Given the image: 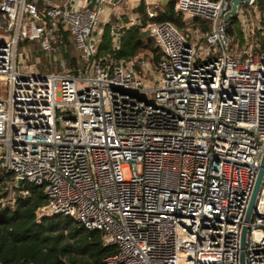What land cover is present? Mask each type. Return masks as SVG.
Wrapping results in <instances>:
<instances>
[{"label":"built area","instance_id":"2783aa9c","mask_svg":"<svg viewBox=\"0 0 264 264\" xmlns=\"http://www.w3.org/2000/svg\"><path fill=\"white\" fill-rule=\"evenodd\" d=\"M93 1L0 0V176L14 175L4 205L29 194L20 178L43 188L38 218L101 233L118 249L107 264H264V175L246 221L264 157V49L231 51L238 24L264 32V0H243L227 22L232 0H173L193 35L157 9L111 25L116 49L136 27L159 60L97 59L107 23ZM59 23L84 72L18 71L22 42L56 53Z\"/></svg>","mask_w":264,"mask_h":264},{"label":"trees","instance_id":"16d2710c","mask_svg":"<svg viewBox=\"0 0 264 264\" xmlns=\"http://www.w3.org/2000/svg\"><path fill=\"white\" fill-rule=\"evenodd\" d=\"M164 9L158 20L174 22L181 31L187 32L188 26L174 12V3L165 5ZM137 12L145 17L147 6L142 2ZM201 25L209 30L208 25ZM110 28V24L104 26L97 59L140 60L149 52L155 60L161 58V50L136 27L120 29L119 48L116 49ZM30 45L33 43L29 41L20 43L21 48ZM54 45L57 48L54 54L39 52L47 55L40 72H51L55 66L60 70L62 63L71 75L84 72L86 64L81 51L63 23H59L55 32ZM13 182L12 173L1 174L0 264H107L106 258L118 252L117 247L104 244L101 233L91 232L73 219L62 216L39 219L38 210L48 204L43 188L25 183L17 190L25 189L29 194L18 195L13 203L4 205L9 198L8 187Z\"/></svg>","mask_w":264,"mask_h":264},{"label":"rangeland","instance_id":"374dc122","mask_svg":"<svg viewBox=\"0 0 264 264\" xmlns=\"http://www.w3.org/2000/svg\"><path fill=\"white\" fill-rule=\"evenodd\" d=\"M204 25L209 26V30L214 27L211 22H204ZM103 26V24H101ZM207 27V26H206ZM255 33V34H252ZM187 34V32H184ZM235 37L231 39L233 41L232 52L236 53L239 57L244 56V54H251L253 52H261L264 49V32L260 30H252L251 28L247 30V27L237 25L235 30ZM147 39V38H146ZM148 40V39H147ZM29 47L24 46L19 48V54L17 56V66L20 72H32L39 70L43 67V62L46 60L47 55L41 53H30ZM144 58L154 59L152 53L145 54ZM59 68L56 66L53 68V72H57ZM152 78V77H151ZM150 87L156 86V83L149 85Z\"/></svg>","mask_w":264,"mask_h":264},{"label":"crops","instance_id":"0c3cea01","mask_svg":"<svg viewBox=\"0 0 264 264\" xmlns=\"http://www.w3.org/2000/svg\"><path fill=\"white\" fill-rule=\"evenodd\" d=\"M142 2L147 6V10L157 9L158 13H160L164 12L165 5L173 2V0H94L91 6L101 10L103 22L110 25L117 23L126 24L131 18H137L140 22H145L147 20V14L143 17L137 12ZM41 3L42 2H40V5H42ZM82 3L85 5L88 3V0H82ZM194 29L195 26H188V35H193Z\"/></svg>","mask_w":264,"mask_h":264},{"label":"water","instance_id":"95a60500","mask_svg":"<svg viewBox=\"0 0 264 264\" xmlns=\"http://www.w3.org/2000/svg\"><path fill=\"white\" fill-rule=\"evenodd\" d=\"M242 3H243V0H232V4H231L230 10L224 15V18H223L224 22H227L229 17L234 16L237 13L238 7ZM263 175H264V157H263V160H262V168L260 169L258 180H257L256 186H255V189H254V192H253V195H252V199H251V202H250V206H249V209H248V212H247V216H246V221L247 222L250 219L251 211H252V208H253V205H254V202H255V198H256L257 192L259 190V186H260V183H261ZM23 183H24L23 179L20 178V179L17 180V185L18 186H21ZM55 217H57V216H55ZM246 231H247V229L245 227L243 229L242 247H244V244H245ZM242 262H243V255H242Z\"/></svg>","mask_w":264,"mask_h":264}]
</instances>
